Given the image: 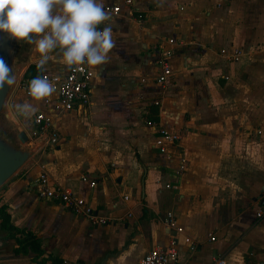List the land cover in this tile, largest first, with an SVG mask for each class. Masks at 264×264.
<instances>
[{
  "label": "crops",
  "instance_id": "0c3cea01",
  "mask_svg": "<svg viewBox=\"0 0 264 264\" xmlns=\"http://www.w3.org/2000/svg\"><path fill=\"white\" fill-rule=\"evenodd\" d=\"M103 3L120 12L108 13L115 47L94 71L89 103L65 110L54 93L39 103L57 130L55 148L31 135L35 113L26 120L16 111L31 97L17 87L10 100L33 153L0 188V204L43 253L16 254L0 228V264H139L172 242L180 264H264V214L256 216L264 202V0ZM168 48L172 73L160 84L157 60ZM235 48L242 56L230 61ZM38 59L30 45L21 78L29 66L39 76L67 72L57 53L40 72ZM158 127L181 134L165 154L154 145ZM180 157L186 167L177 173ZM41 173L111 221L92 224L38 196Z\"/></svg>",
  "mask_w": 264,
  "mask_h": 264
},
{
  "label": "clouds",
  "instance_id": "9594fccd",
  "mask_svg": "<svg viewBox=\"0 0 264 264\" xmlns=\"http://www.w3.org/2000/svg\"><path fill=\"white\" fill-rule=\"evenodd\" d=\"M110 20L103 0H0V33L35 46L38 72L52 53L69 69L86 66L100 71L115 47L112 29L105 26ZM15 83V71L0 58V91ZM55 91L47 78L38 75L28 88L32 102L17 104V113L30 119L39 103Z\"/></svg>",
  "mask_w": 264,
  "mask_h": 264
},
{
  "label": "built area",
  "instance_id": "2783aa9c",
  "mask_svg": "<svg viewBox=\"0 0 264 264\" xmlns=\"http://www.w3.org/2000/svg\"><path fill=\"white\" fill-rule=\"evenodd\" d=\"M130 3L131 0H126ZM105 11L107 13L118 14L120 7L118 5H105ZM103 27V26H102ZM173 40H169L172 42ZM220 52L225 53L224 48L220 49ZM242 51L235 48L228 54L227 59L230 61L239 60ZM172 56L170 48L162 49L159 51V57L157 60L158 73L156 81L160 84L165 83L171 73V65L169 58ZM94 71L88 67L83 66L79 70L67 69V72L62 76L42 74L41 77L47 78L56 88L54 94L56 95L57 102L65 110H72L75 106H82L88 104L91 95V83ZM35 77L20 78L17 87L25 94L26 97H30L28 94V88L30 81ZM154 126V124L148 123ZM31 135L32 136H44L47 138L53 148L58 144V133L52 124L50 118L43 112H36L31 122ZM157 135L154 138V145L158 148L160 153H166L170 144L177 143L181 139V134L176 131L165 129L164 127L156 128ZM186 162L184 158L180 157L177 173L184 171ZM83 180H87L90 186H95V181L90 178L83 177ZM169 187V185H166ZM36 192L38 196L56 201L62 204L66 209L70 210L74 214L86 219L92 224L105 225L111 218L101 215L84 199L76 196L70 190L63 188L59 185L51 183L47 174L41 173L38 177V184L36 186ZM264 214V202L261 203L260 208L256 212V216L260 218ZM168 225L176 228V219L171 213L167 214ZM139 264H180L179 253L176 245L172 242L165 247H154L148 250L140 260ZM202 264H225L224 260L220 257L213 259L211 262H205Z\"/></svg>",
  "mask_w": 264,
  "mask_h": 264
},
{
  "label": "water",
  "instance_id": "95a60500",
  "mask_svg": "<svg viewBox=\"0 0 264 264\" xmlns=\"http://www.w3.org/2000/svg\"><path fill=\"white\" fill-rule=\"evenodd\" d=\"M30 44L17 42L6 33H0V58L15 71L16 83L0 91V186L13 175L31 156L33 148L25 130L8 127L10 120L19 125V119L10 106V100L25 69Z\"/></svg>",
  "mask_w": 264,
  "mask_h": 264
},
{
  "label": "trees",
  "instance_id": "16d2710c",
  "mask_svg": "<svg viewBox=\"0 0 264 264\" xmlns=\"http://www.w3.org/2000/svg\"><path fill=\"white\" fill-rule=\"evenodd\" d=\"M35 68L29 66L24 73V77H36L39 73L34 71ZM0 228L5 230L8 236L15 241L13 251L16 254H34V260L39 259L42 255V248L39 239L26 228L15 226L10 221V210L8 205L0 204ZM49 261V264H62L63 260L57 257L42 259L41 261ZM39 261V260H38Z\"/></svg>",
  "mask_w": 264,
  "mask_h": 264
},
{
  "label": "rangeland",
  "instance_id": "374dc122",
  "mask_svg": "<svg viewBox=\"0 0 264 264\" xmlns=\"http://www.w3.org/2000/svg\"><path fill=\"white\" fill-rule=\"evenodd\" d=\"M241 56H242V55H241ZM240 58H241V57H240ZM5 124H6L8 127H10V128L13 127V128L16 129L17 131L20 130V129H21V130H24L22 127H20V128H18V127L15 128V125H14L13 122L10 121V120L5 121ZM24 164H25V163H24ZM24 164H23V165H24ZM23 165H22V166H21V167H20V168H19V169L13 174V175H11L9 178H11L12 176L16 175V174L20 171V169L23 167ZM9 178H8L7 180H9ZM7 180H6V181H7ZM6 181H5V182H6ZM5 182H4V183H5ZM4 183H3L2 185H4ZM2 185L0 186V188L2 187Z\"/></svg>",
  "mask_w": 264,
  "mask_h": 264
}]
</instances>
